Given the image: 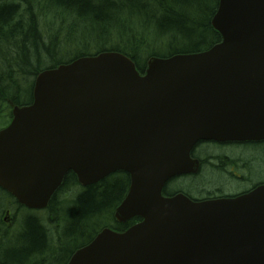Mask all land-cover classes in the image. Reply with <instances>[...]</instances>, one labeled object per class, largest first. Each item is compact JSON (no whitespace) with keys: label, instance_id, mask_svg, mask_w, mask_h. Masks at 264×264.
Listing matches in <instances>:
<instances>
[{"label":"water","instance_id":"obj_1","mask_svg":"<svg viewBox=\"0 0 264 264\" xmlns=\"http://www.w3.org/2000/svg\"><path fill=\"white\" fill-rule=\"evenodd\" d=\"M222 42L148 61L141 77L116 52L41 73L31 107L0 131V187L43 209L72 171L83 186L131 177L116 210L125 232L104 229L68 264H264V185L235 199L163 197L196 171L201 140H264V0H220Z\"/></svg>","mask_w":264,"mask_h":264},{"label":"trees","instance_id":"obj_2","mask_svg":"<svg viewBox=\"0 0 264 264\" xmlns=\"http://www.w3.org/2000/svg\"><path fill=\"white\" fill-rule=\"evenodd\" d=\"M218 6L219 0H0V114L5 109L2 117L11 118L8 101H32V80L42 70L75 58L119 52L144 73L151 57L205 51L222 41L211 24ZM86 36L92 40L84 41ZM243 162L264 177L263 148L243 155ZM207 178L190 182L188 189L232 186L222 172L209 171ZM75 179L67 174L63 186L78 184ZM128 189L129 176L119 172L84 188L64 207L55 195L49 207L54 232L30 216L15 234L5 219L8 207L18 203L0 188V264H58L105 226L125 231L135 221L117 223L114 212Z\"/></svg>","mask_w":264,"mask_h":264},{"label":"flooded vegetation","instance_id":"obj_3","mask_svg":"<svg viewBox=\"0 0 264 264\" xmlns=\"http://www.w3.org/2000/svg\"><path fill=\"white\" fill-rule=\"evenodd\" d=\"M244 148L249 150L251 148L252 150L255 148L264 149V140L225 143L214 141L199 142L191 151V158L198 161L197 172L170 179L163 187V196L173 198L178 195H184L191 201L199 203L220 198H236L241 195H246L264 185V177L256 172L252 173L247 167L246 162H243V155L249 152L245 151ZM208 170H215L217 173L222 172L223 177H226L232 183H229V185L232 186H223L215 191L200 188L194 192L188 189L187 185L190 182H196L198 179L201 180L208 177ZM57 206L60 205L57 204ZM37 219L44 226L52 222L53 216L50 214L49 216ZM83 244L84 242L81 245ZM80 246L76 247L69 254L66 261L60 260L58 264H67L71 255Z\"/></svg>","mask_w":264,"mask_h":264},{"label":"rangeland","instance_id":"obj_4","mask_svg":"<svg viewBox=\"0 0 264 264\" xmlns=\"http://www.w3.org/2000/svg\"><path fill=\"white\" fill-rule=\"evenodd\" d=\"M3 114V113H2ZM7 122H8V120H6V119H3V120H0V128H2V127H4L6 124H7ZM244 150L245 151H250V152H252V148H251V150H249V149H246V148H244ZM227 151V150H226ZM219 153H221V152H219ZM207 178V177H206ZM209 178H207V180H208ZM201 180H203V182L205 181V178H203V179H201ZM67 194V193H66ZM68 194H70L71 195V198H70V200L68 201V202H72V200H74V198H75V196L78 194V190L76 189V190H69L68 191ZM66 204H68L67 202H64V203H62L61 205H60V207H64V206H66ZM59 207V208H60ZM14 213H15V209H14ZM18 217V219H17V221L15 222V223H13L12 224V227L14 228V229H16V230H18V228H16V226H18L19 225V220L24 216V212H21L19 215H17ZM45 226V225H44ZM51 227V226H50ZM57 236V235H56ZM55 239H56V237L54 236V238H52V240L53 241H55ZM70 253V252H69ZM69 253L64 257V258H62V259H60L61 261H66L67 260V258H68V256H69Z\"/></svg>","mask_w":264,"mask_h":264},{"label":"bare ground","instance_id":"obj_5","mask_svg":"<svg viewBox=\"0 0 264 264\" xmlns=\"http://www.w3.org/2000/svg\"><path fill=\"white\" fill-rule=\"evenodd\" d=\"M51 14V13H50ZM88 39H86V40H84V41H87V42H90L92 39L89 37V36H86ZM81 41H83V40H81ZM84 45H87V44H84ZM51 224V223H50ZM50 224H48L47 226H45V227H47V228H49L48 230H46V232L48 233V234H50V232H54V230H53V228L51 229V225ZM24 225V224H23Z\"/></svg>","mask_w":264,"mask_h":264}]
</instances>
